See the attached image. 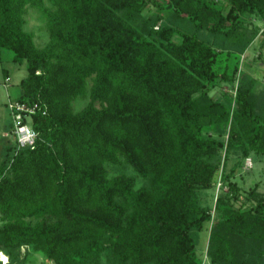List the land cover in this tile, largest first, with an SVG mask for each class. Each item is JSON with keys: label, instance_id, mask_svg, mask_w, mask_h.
<instances>
[{"label": "trees", "instance_id": "16d2710c", "mask_svg": "<svg viewBox=\"0 0 264 264\" xmlns=\"http://www.w3.org/2000/svg\"><path fill=\"white\" fill-rule=\"evenodd\" d=\"M225 2L226 13L218 0H0V59L8 50L27 69L10 101L33 109L22 122L37 134L19 147L11 119L6 264H204L207 222V264H264V194L234 179L264 160V89L240 68L264 45V0ZM28 7L43 48L24 29ZM221 83L230 91L212 96ZM217 184L211 209L201 197Z\"/></svg>", "mask_w": 264, "mask_h": 264}, {"label": "rangeland", "instance_id": "374dc122", "mask_svg": "<svg viewBox=\"0 0 264 264\" xmlns=\"http://www.w3.org/2000/svg\"><path fill=\"white\" fill-rule=\"evenodd\" d=\"M218 3L222 6L223 13H226L228 5L225 0H218ZM154 11V6L149 5L145 10L144 14H149ZM25 26L26 32H29L33 36V41L37 48H43L49 41V34L46 30L45 23L40 14L34 9L28 7L25 13ZM246 20L250 23H256L259 27L262 25L256 22L252 17L246 16ZM175 41L179 38L175 37ZM11 53L8 50L2 51V58L0 59V161L4 155V147L8 143L13 142L11 137L10 124L11 117L7 110V104L10 100L16 99L21 93L20 80L26 77L27 69L26 62L22 64L14 63L11 60ZM240 68L246 70L259 82V89H264V45L263 38L258 36L256 40L250 45L246 52L240 58ZM4 71L8 73V81H5ZM221 91H230L229 87L221 83L218 88L212 89L210 92L212 96H217ZM88 99H80L74 102V110H81L87 103ZM233 157V155H231ZM230 157L227 162V170L232 168L234 160ZM252 167H245L243 170H239V174H235L234 179L237 181L241 188V194L247 195L248 192L253 188L254 184L258 185V191L264 194V160L256 159L255 157L250 158ZM112 173V169H108ZM218 194V184L215 189L203 191L202 203L212 209L215 197ZM238 205V204H237ZM1 225V221H0ZM210 230V223H204L202 230L199 232V242L196 246V254L199 258L204 261V264L208 263L206 260V249L208 244V236ZM2 255V254H1ZM6 257V256H5ZM7 259V257H6ZM0 256V261H6ZM30 264H48L44 263L39 256H36L34 263Z\"/></svg>", "mask_w": 264, "mask_h": 264}, {"label": "built area", "instance_id": "2783aa9c", "mask_svg": "<svg viewBox=\"0 0 264 264\" xmlns=\"http://www.w3.org/2000/svg\"><path fill=\"white\" fill-rule=\"evenodd\" d=\"M7 107L12 119V136L17 141V144L19 145V147H33L37 134L31 129L28 124L22 122L23 113H32L33 109H28L24 104H20L16 101H9ZM245 167H247V169L251 167V162L249 159L246 160ZM0 256L2 257L1 254ZM6 263L7 259L6 261L2 260V264Z\"/></svg>", "mask_w": 264, "mask_h": 264}, {"label": "bare ground", "instance_id": "6f19581e", "mask_svg": "<svg viewBox=\"0 0 264 264\" xmlns=\"http://www.w3.org/2000/svg\"><path fill=\"white\" fill-rule=\"evenodd\" d=\"M3 257H5L4 255L2 256V259H3Z\"/></svg>", "mask_w": 264, "mask_h": 264}]
</instances>
